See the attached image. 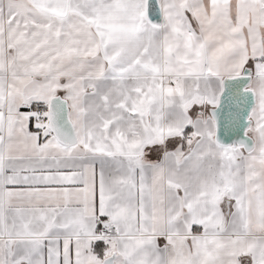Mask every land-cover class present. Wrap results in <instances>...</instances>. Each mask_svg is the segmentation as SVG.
<instances>
[{
	"label": "snow or ice",
	"instance_id": "1",
	"mask_svg": "<svg viewBox=\"0 0 264 264\" xmlns=\"http://www.w3.org/2000/svg\"><path fill=\"white\" fill-rule=\"evenodd\" d=\"M0 264H264V0H0Z\"/></svg>",
	"mask_w": 264,
	"mask_h": 264
}]
</instances>
